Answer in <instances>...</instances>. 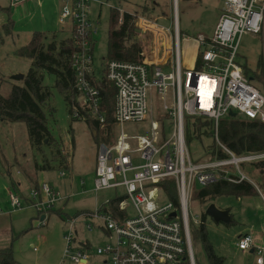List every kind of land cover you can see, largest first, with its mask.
Returning <instances> with one entry per match:
<instances>
[{
    "label": "built area",
    "instance_id": "built-area-1",
    "mask_svg": "<svg viewBox=\"0 0 264 264\" xmlns=\"http://www.w3.org/2000/svg\"><path fill=\"white\" fill-rule=\"evenodd\" d=\"M18 2L20 0H12ZM89 0H60L59 23H70L77 46L71 54L74 88L81 106L99 125V132L107 126L101 109V91L92 82V23L87 15ZM176 2V0H175ZM175 6V3H174ZM222 11L214 24L212 34H197L198 51L191 69L181 68L179 29L174 17V29L168 30V43H157L156 18H141V33H154L142 61L123 59L105 63L104 78L116 90L113 127H119L110 144L96 145L94 190L122 189L117 209L112 200L105 201L94 211L83 213L98 220L109 240L91 247L78 239L74 227L76 217L67 220L63 238V256L72 264H195L190 238L188 213L189 194L197 183L204 187L214 182L239 183L254 181L240 167L244 163L264 160V151L236 154L221 143L218 125L224 117L235 112L240 119L264 123L263 88L252 84L248 73L237 62L240 37L247 33H261L264 21V0H221ZM173 20V19H172ZM139 32V33H140ZM165 41V39H164ZM162 52L161 56L159 55ZM169 66L172 71L165 72ZM152 92V94H151ZM157 102L158 119L152 121L149 136L128 138L122 130L125 122L144 121L148 115L149 98ZM160 106H159V104ZM152 106L149 104V115ZM72 116L85 119L74 106ZM196 117L210 122L213 143L204 150V156L192 161L186 148V123ZM63 175V172H61ZM171 178L175 185L178 204L172 200L160 208L155 199L165 195L161 182ZM32 188L28 202L40 214L41 222L58 199L66 196L55 191L46 182ZM256 186V185H255ZM257 188V187H256ZM258 190V188H257ZM259 195L262 193L258 190ZM264 197V195H262ZM12 209H20L23 200L12 190L8 193ZM128 206L133 214H127ZM174 211L175 216H170ZM98 226V225H97ZM96 227L86 225L87 230ZM251 234L239 236L237 246L244 251L253 245ZM261 247L255 250L254 264H262ZM99 259H95V257Z\"/></svg>",
    "mask_w": 264,
    "mask_h": 264
},
{
    "label": "rangeland",
    "instance_id": "rangeland-1",
    "mask_svg": "<svg viewBox=\"0 0 264 264\" xmlns=\"http://www.w3.org/2000/svg\"><path fill=\"white\" fill-rule=\"evenodd\" d=\"M59 1L0 0V78L4 80L0 93L3 96L9 93L11 82L23 84V78L16 79L13 75H24L31 61L16 56L15 52L26 44L35 32L56 33L58 38L70 35L71 24L59 23ZM88 4L87 15L94 30L91 40L93 75L98 80L103 77L102 69L108 56L107 24L110 10L117 9L134 14V24L137 28L141 18H156V30L160 33L156 42H160L161 47L165 42L169 44L167 29L173 31L176 17L182 69H191L195 64L197 49L191 40L199 33L211 35L222 11L221 0H89ZM145 7L147 8L144 9ZM145 38L146 45L156 43L154 33L150 32ZM130 39L138 40L135 36ZM146 47L142 48V52ZM161 54L162 52L159 55ZM237 62L246 68L248 76L255 75L252 84L262 89L259 80L262 78L264 81V25L261 33H247L240 37ZM163 70L172 71L169 66L163 67ZM41 75L42 85L50 92L43 106L45 123L51 137L61 143L64 151L70 153L67 158L69 164L67 167L60 166L58 159L53 158V145L44 146L43 152L33 147L27 136L26 123L0 121V214L4 213L0 215V248L11 246L16 264H72L63 256V235L67 220L76 217L74 227L79 231L80 241H87L91 247L105 244L109 240L106 231L101 228L97 219L83 216V213L94 211L105 201L114 199L122 189L94 190L97 153L92 129L83 119L71 117L63 95L55 86L54 76L44 71H41ZM157 102L153 96L149 98V104L152 106L149 115L147 97L148 115L144 121L125 122L122 125V130L128 138H133V135H150L151 123L158 119ZM111 132L112 136L117 135L119 127L114 126ZM98 135L101 136L100 133ZM212 143L213 137L210 136H187L186 148L192 161L203 157L204 149ZM43 161L51 168L36 167ZM246 164L240 167L245 170ZM42 182L48 183L55 191L66 196L65 199L55 202L52 212L44 214V222L40 221L37 210L24 201L29 191L35 188V184ZM201 187L198 183L194 185L188 201L192 233L190 238L195 264H208L205 248L193 233L194 227H198L201 222L206 228L208 243L211 244L214 254L224 259L223 264H254L255 255L250 253L249 248L240 250L236 242L239 236L247 231L264 230V198L259 194L245 197L229 194L215 196L204 203L194 196V192ZM10 190L23 200V206L8 212L7 198ZM155 202L160 208H164L170 199L160 194ZM209 203L227 210L231 216L230 222H216L205 214L204 210ZM57 209L61 211L59 214L56 213ZM126 213L133 214L131 206L127 207ZM89 223L95 224L96 227L87 230L86 225ZM261 258L264 259V249ZM95 259L99 258L96 256Z\"/></svg>",
    "mask_w": 264,
    "mask_h": 264
},
{
    "label": "trees",
    "instance_id": "trees-1",
    "mask_svg": "<svg viewBox=\"0 0 264 264\" xmlns=\"http://www.w3.org/2000/svg\"><path fill=\"white\" fill-rule=\"evenodd\" d=\"M134 22V14L126 11L120 12L117 9L110 10L107 24L108 56L106 62L116 59L126 61H142L144 59L145 55L142 54V48L147 46L145 38L147 35L141 32L138 33ZM131 36H135L138 40H131ZM76 48L77 46L72 37V30L70 35L64 38H58L56 33L35 32L30 40L15 52L16 56L20 58L24 57L31 61L29 69L23 75V84L11 82L7 96H3L0 93V121L26 123L30 144L41 152H43L44 146L49 147L53 145L51 154L55 160L58 159L59 165L64 167H67L69 164L67 158L70 157V153L67 150L64 151L61 143H58L51 137L45 123L43 106L49 98L50 92L42 85L43 76L41 75V71L54 76L55 86L63 95L72 118H77L72 116L74 106L81 114L86 115L84 121L88 122L91 127L96 144L102 141L111 144L114 141L111 131L113 130L114 122L113 104L116 90L113 84L104 78V70H102L103 77L101 80L96 79L95 76H90L92 82L101 91L100 106L104 113V119L107 122V126L103 129L106 133L105 136L102 134L99 136L98 123L92 120L89 114H87V109L81 106L78 100V92L74 88L75 75L71 67L70 56ZM3 81V78H0V87ZM209 127L210 122L208 120L199 117L188 119L185 132L186 138L187 136L189 138H200L202 135L210 136ZM217 134L221 143L236 154L264 151V123L260 121L227 116L219 122ZM55 142L57 143L54 144ZM36 167L39 169L51 168L45 161ZM245 172L254 181L256 186L248 180L239 183L219 181L197 189L194 192V196L199 201L205 203L218 195L232 194L237 197H245L258 195V190L264 195V160L247 163ZM160 185L163 186L166 196L174 204H178L173 180L168 178L161 182ZM35 187H38L37 184H35ZM117 201V199H112L111 208L113 210L117 209ZM52 211L50 209L48 212ZM60 212L57 209L56 213L59 214ZM193 233L194 237L200 240L205 248L208 264H223L224 259L214 254L211 244L208 243L206 228H204L202 222L199 223L198 227H194ZM0 264H16L11 246L0 248Z\"/></svg>",
    "mask_w": 264,
    "mask_h": 264
},
{
    "label": "water",
    "instance_id": "water-1",
    "mask_svg": "<svg viewBox=\"0 0 264 264\" xmlns=\"http://www.w3.org/2000/svg\"><path fill=\"white\" fill-rule=\"evenodd\" d=\"M141 30L139 28H137V32L139 33ZM14 78L16 79H22L24 76L23 74H15L13 75ZM249 79L252 80L253 77L252 76H249ZM229 115L230 116H235V112L233 111H229ZM204 213L209 215L213 221H216V222H224V223H229L230 222V219H231V216H230V213L227 212V210H224V209H219L215 206V204L213 203H209L205 210H204ZM176 213H174V211L171 212L170 216H175ZM43 217L41 216V219Z\"/></svg>",
    "mask_w": 264,
    "mask_h": 264
},
{
    "label": "crops",
    "instance_id": "crops-1",
    "mask_svg": "<svg viewBox=\"0 0 264 264\" xmlns=\"http://www.w3.org/2000/svg\"><path fill=\"white\" fill-rule=\"evenodd\" d=\"M60 2V1H59ZM55 4L57 5V3L55 2ZM61 5V4H60ZM147 7H145L144 9H146ZM221 8V7H220ZM192 41V45H194L195 44V47H196V49H197V51H198V45H197V42L194 40V38H193V40H191ZM197 54V53H196ZM197 57V56H196ZM195 61H196V59H195ZM195 61H194V63H195ZM97 145V144H96ZM14 184H12V186H13ZM262 196V195H261ZM262 198H264L263 196H262ZM28 200V196L24 199V201L26 202ZM7 202H8V205H9V210H8V212H10V211H14V210H18V209H12V207H11V205H10V202L8 201V198H7ZM28 205L29 206H31V207H33L31 204H29L28 203ZM34 208V207H33ZM21 209V208H20ZM2 213V212H1ZM2 214H4V213H2ZM2 214H0V215H2ZM41 218V217H40ZM246 233H250L251 235H252V237H253V245L251 246V247H249V250H250V253H252L253 254V256L255 255V257H256V253H255V250L258 248V247H261V248H263L264 249V230H262L261 232H256V231H252V232H246ZM245 233V234H246ZM245 234H243V235H245ZM2 248H4V247H2ZM247 250V249H246ZM242 252V251H241ZM256 260V259H255ZM254 263H255V261H254ZM262 264H264V259H263V262H262Z\"/></svg>",
    "mask_w": 264,
    "mask_h": 264
},
{
    "label": "flooded vegetation",
    "instance_id": "flooded-vegetation-1",
    "mask_svg": "<svg viewBox=\"0 0 264 264\" xmlns=\"http://www.w3.org/2000/svg\"><path fill=\"white\" fill-rule=\"evenodd\" d=\"M253 78H255V75H251Z\"/></svg>",
    "mask_w": 264,
    "mask_h": 264
}]
</instances>
